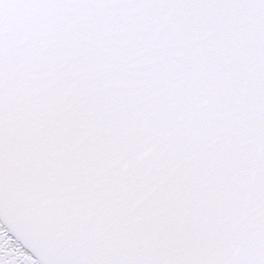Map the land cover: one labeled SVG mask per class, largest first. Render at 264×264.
Masks as SVG:
<instances>
[{
	"label": "snow or ice",
	"instance_id": "snow-or-ice-1",
	"mask_svg": "<svg viewBox=\"0 0 264 264\" xmlns=\"http://www.w3.org/2000/svg\"><path fill=\"white\" fill-rule=\"evenodd\" d=\"M0 264H264V0H0Z\"/></svg>",
	"mask_w": 264,
	"mask_h": 264
}]
</instances>
